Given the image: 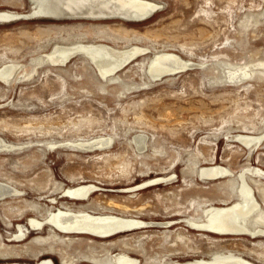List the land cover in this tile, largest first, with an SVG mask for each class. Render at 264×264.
I'll use <instances>...</instances> for the list:
<instances>
[{
    "label": "rangeland",
    "instance_id": "rangeland-1",
    "mask_svg": "<svg viewBox=\"0 0 264 264\" xmlns=\"http://www.w3.org/2000/svg\"><path fill=\"white\" fill-rule=\"evenodd\" d=\"M143 1L160 11L140 23L0 24V69L17 65L21 77L0 83V139L12 147L0 150V187L13 195L0 201V264H264V234L220 237L187 224L233 205L242 173L264 207V146L238 138L264 135V0ZM35 8L0 0V11ZM78 44L142 53L106 78L80 54L60 66L46 60ZM159 54L190 66L153 75ZM214 166L233 178L204 180L201 170ZM81 186L96 188L86 200L66 198ZM59 211L155 226L108 238L29 230Z\"/></svg>",
    "mask_w": 264,
    "mask_h": 264
},
{
    "label": "bare ground",
    "instance_id": "bare-ground-1",
    "mask_svg": "<svg viewBox=\"0 0 264 264\" xmlns=\"http://www.w3.org/2000/svg\"><path fill=\"white\" fill-rule=\"evenodd\" d=\"M32 2L35 4L36 8L30 14H15L7 11H0V24L30 18L56 21L86 20L94 22L122 20L140 23L150 19L154 14L160 11V6L158 4L143 0H32ZM140 53H142V49L140 48L119 50L107 45L78 44L65 48L56 46V48L46 56V60L53 66H60L64 65L74 55L80 54L90 59V61L98 67L101 75L106 78L129 64ZM189 66V63L183 62L176 55L159 54L151 61L149 68L153 75H167L187 70ZM17 68V65H6L2 67L0 69V83L11 84L16 79H21V77L15 76ZM238 138L247 149L264 146V143H262L264 135H239ZM109 141V139L96 141L93 147H103L107 145ZM8 148L10 149L12 147H8L5 142L0 139V150L3 151ZM249 172H251V170H249ZM239 176L241 178V183L238 186L237 201L229 207H214L208 209L206 211V217L202 221H187L188 226L192 230L214 234L220 237L247 236L250 238H257L263 236L264 207L256 199L255 192L244 174L242 173ZM201 177L204 180L212 181L233 178V173L224 167L214 166L202 169ZM159 183H161V181H156L153 184L158 185ZM148 186L149 185L146 184L143 187L145 188ZM95 188L94 186H81L68 189L65 192L66 198L71 200H86L94 193ZM10 196L13 195L10 194L9 190L3 188V186L0 187V201ZM29 224L31 226L29 230L34 229L43 231L49 227L62 235L87 234L98 238H108L121 233L155 226L151 223L148 224L137 220L114 216L95 217L92 215H74L62 211L57 212L43 222L31 220ZM253 224L258 227L256 229L253 228ZM39 264L54 263L47 260ZM118 264H138V262L133 259L123 258ZM188 264L252 263L241 259H229L214 263L199 262Z\"/></svg>",
    "mask_w": 264,
    "mask_h": 264
}]
</instances>
